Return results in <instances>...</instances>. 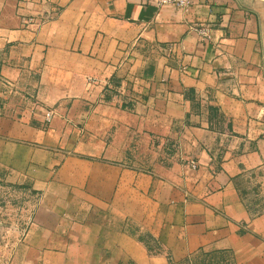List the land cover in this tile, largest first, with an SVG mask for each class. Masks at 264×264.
Masks as SVG:
<instances>
[{"label": "crops", "instance_id": "obj_1", "mask_svg": "<svg viewBox=\"0 0 264 264\" xmlns=\"http://www.w3.org/2000/svg\"><path fill=\"white\" fill-rule=\"evenodd\" d=\"M0 167L10 264H264V0H0Z\"/></svg>", "mask_w": 264, "mask_h": 264}, {"label": "rangeland", "instance_id": "obj_2", "mask_svg": "<svg viewBox=\"0 0 264 264\" xmlns=\"http://www.w3.org/2000/svg\"><path fill=\"white\" fill-rule=\"evenodd\" d=\"M37 197L24 183L11 181L0 167V264H10L31 221ZM170 264H233L221 253L196 254Z\"/></svg>", "mask_w": 264, "mask_h": 264}, {"label": "built area", "instance_id": "obj_3", "mask_svg": "<svg viewBox=\"0 0 264 264\" xmlns=\"http://www.w3.org/2000/svg\"><path fill=\"white\" fill-rule=\"evenodd\" d=\"M154 3L157 5V6H164V5H174V6H177L179 8H182V9H186L189 4L191 3V0H153ZM42 22L41 19H36L34 17H29L27 19V23L29 24H35V25H38ZM199 33V35L202 36V38H206V37H210L209 35V31L207 28L205 27H201V28H197L196 29ZM53 115V111L51 110H48L46 111L45 113V116H44V121H49L50 118L52 117ZM189 165L193 168L196 167L197 163H196V160L195 159H189Z\"/></svg>", "mask_w": 264, "mask_h": 264}]
</instances>
